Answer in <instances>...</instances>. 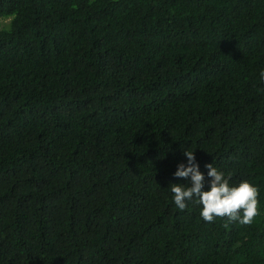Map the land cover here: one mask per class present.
Instances as JSON below:
<instances>
[{
    "label": "trees",
    "instance_id": "1",
    "mask_svg": "<svg viewBox=\"0 0 264 264\" xmlns=\"http://www.w3.org/2000/svg\"><path fill=\"white\" fill-rule=\"evenodd\" d=\"M0 264H264V0H0ZM259 189L176 208L184 151Z\"/></svg>",
    "mask_w": 264,
    "mask_h": 264
},
{
    "label": "clouds",
    "instance_id": "2",
    "mask_svg": "<svg viewBox=\"0 0 264 264\" xmlns=\"http://www.w3.org/2000/svg\"><path fill=\"white\" fill-rule=\"evenodd\" d=\"M260 79L264 81V70L260 72ZM187 166L178 163L176 177L188 178L189 184H171L173 202L177 209L183 211L187 202L201 205L200 216L205 222H213L215 218H227L230 222L250 225L259 214V189L248 180H241L231 185L225 174L213 166L206 164L208 181L205 190V176L199 170L196 158L192 151H184Z\"/></svg>",
    "mask_w": 264,
    "mask_h": 264
},
{
    "label": "rangeland",
    "instance_id": "3",
    "mask_svg": "<svg viewBox=\"0 0 264 264\" xmlns=\"http://www.w3.org/2000/svg\"><path fill=\"white\" fill-rule=\"evenodd\" d=\"M9 22V18L8 17H0V27L2 26H6Z\"/></svg>",
    "mask_w": 264,
    "mask_h": 264
}]
</instances>
